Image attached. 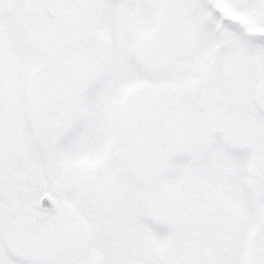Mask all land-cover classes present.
Returning a JSON list of instances; mask_svg holds the SVG:
<instances>
[{
    "label": "snow or ice",
    "instance_id": "obj_1",
    "mask_svg": "<svg viewBox=\"0 0 264 264\" xmlns=\"http://www.w3.org/2000/svg\"><path fill=\"white\" fill-rule=\"evenodd\" d=\"M0 264H264V0H0Z\"/></svg>",
    "mask_w": 264,
    "mask_h": 264
}]
</instances>
